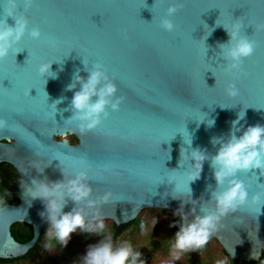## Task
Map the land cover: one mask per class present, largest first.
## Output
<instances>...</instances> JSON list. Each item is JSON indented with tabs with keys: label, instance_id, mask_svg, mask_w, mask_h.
Instances as JSON below:
<instances>
[{
	"label": "water",
	"instance_id": "95a60500",
	"mask_svg": "<svg viewBox=\"0 0 264 264\" xmlns=\"http://www.w3.org/2000/svg\"><path fill=\"white\" fill-rule=\"evenodd\" d=\"M174 3L183 7L171 17L177 28L169 33L160 22ZM6 6L7 0H0V20L15 26L6 17ZM16 11L43 35L39 40L25 36L16 46L22 52L14 48L0 62V118L9 125L0 129V162L13 164L20 175V201L6 202L0 210V257L19 256L36 245L47 222L41 215L46 206L28 189L33 179L63 180L61 167L68 178L88 172L92 199L112 193L98 208L100 216L116 224L135 219L145 207H166L179 212L177 233L182 216L190 221L202 214L201 206L214 207L209 202L216 188L210 160L204 162L200 178L190 183L191 197L189 174L196 171L195 161L188 155L181 159V148L215 155L219 145L213 146L212 139L227 138L239 112H246L240 121L244 130L264 126V0H35L29 9L19 0ZM237 20L243 23L241 34L256 47L243 71L232 74L225 70L218 44L229 40L224 27L230 29ZM83 61L89 67L102 63L118 86L117 97H124L120 110L109 108L111 115L87 134L69 120L80 86L67 90L78 69L87 78ZM49 62H54L55 78L39 73L40 65ZM232 83L239 89L236 97L226 91ZM58 99L63 102L55 114L51 104ZM211 120L215 124L209 127ZM67 133L78 141L64 137ZM191 138L189 147L185 142ZM37 166L46 168L40 173ZM240 179L250 195L264 193V176L258 170L255 175L242 173ZM67 199L65 213L76 207ZM78 207L88 220L95 219L96 208L86 203ZM258 207L249 200L222 218L211 237L221 241L230 257H262L264 208L258 215ZM19 221L33 226L27 241L13 234Z\"/></svg>",
	"mask_w": 264,
	"mask_h": 264
},
{
	"label": "clouds",
	"instance_id": "9594fccd",
	"mask_svg": "<svg viewBox=\"0 0 264 264\" xmlns=\"http://www.w3.org/2000/svg\"><path fill=\"white\" fill-rule=\"evenodd\" d=\"M23 3L25 9H29L35 3V0H23ZM18 7L19 0H7L6 17H12L15 26L9 25L6 18L0 20V62L5 61L14 48H16L17 53L22 52L16 46L20 44L25 36H30L33 40H39L43 35L39 27L30 29L29 18L23 14L18 15L16 11ZM182 7L183 4L179 3H174L168 7L167 16L160 22L162 29L169 33L176 31L177 26L171 17L175 16ZM216 26H220L217 21ZM224 28L228 33L229 40L218 44L220 57L225 61L224 65L227 72L240 73L243 71L244 61L255 52V42L248 39L246 35L241 34L243 23L240 20L233 23L230 29ZM50 43L55 44L56 41L52 40ZM53 63L40 65L39 73L42 77H56L57 74L51 70ZM83 63L85 66L84 71L88 73L87 78L80 75L78 69L67 90L72 91L77 88V85L80 86L79 90L74 92L71 100L73 115L69 120L77 122L81 134H87L96 130L111 115L109 108L113 111H119L124 102V97H117L118 86L109 76L102 63L97 62L92 67H89L86 61H83ZM226 91L230 97L239 95V89L235 83L229 84ZM62 102L63 99H58L51 104L55 114L57 106ZM245 114V111L243 115L239 112V117L233 122L232 130L227 138L214 137L212 139L213 146L219 145L215 155H209L206 149L196 148L189 153L188 149L181 148V159L188 155L191 160L195 161L192 166L196 171L189 174V195L192 197L190 183L200 178L206 160H210V166L214 170L216 188L211 191V199L209 200L214 204L213 208L209 209L201 206L200 212L202 214L194 215V219L190 221L187 216H182L184 223L175 234L174 243L171 246V255L176 261H180L183 255L191 252L202 253L210 238L221 227L222 218L247 205L249 200L252 204L260 205L256 209L258 215L261 214V210L264 208V193L258 192L250 195L249 186L244 180L240 179L242 173L249 174L251 172L255 175V170L259 171L260 176H264V126L256 124L244 130L243 126L240 125V121L245 118ZM214 124L215 121L211 120L208 126L211 127ZM238 125L240 126L238 127ZM8 127V121L0 118V129H7ZM241 132L242 134L238 135ZM185 143L191 147L192 138ZM45 168L37 166L40 173H43ZM61 171L64 176L63 180L52 182L47 177L43 180L33 179L32 187L28 189L33 199L42 200L46 206V211L41 213L48 222L45 240L49 242L44 245L45 249H52L51 240L53 239L66 246L71 234L80 230L82 233L87 232L102 237L98 243L89 246L87 253L81 257L80 264H145L141 259V253L135 250L130 241L113 240L111 225L106 223L105 218L99 215L98 206L108 203L112 198V193H105L99 199L94 200L92 199L93 188L86 170L77 172L72 178H68L62 167ZM169 183H172V181H169ZM21 187H23L22 181ZM209 188L211 189V186ZM9 195L11 193L8 190L0 188V210L6 203L5 197ZM67 198H70L76 204V207L65 213L63 210L69 203ZM84 203L88 208L97 209L94 217L97 221L95 224L88 220V214L84 208L78 207V205ZM192 212L195 213L194 208ZM155 223L156 220L153 221V229ZM140 229L141 233L145 231L144 223L140 224ZM232 255H234V251ZM255 258V254H253V259ZM216 264H229V259L224 257V259L216 261Z\"/></svg>",
	"mask_w": 264,
	"mask_h": 264
},
{
	"label": "rangeland",
	"instance_id": "374dc122",
	"mask_svg": "<svg viewBox=\"0 0 264 264\" xmlns=\"http://www.w3.org/2000/svg\"><path fill=\"white\" fill-rule=\"evenodd\" d=\"M58 138L63 136L58 135ZM69 140H74L75 135L69 133L64 135ZM179 212L172 209L159 206H149L143 208L136 221L132 223L120 235H114L113 240H128L133 245L135 250L141 253V259L145 264H216V261L228 257L229 264H235L230 255L225 251L221 241L217 237L209 240L202 253L191 252L182 256L180 261L173 259L171 255V246L174 243L175 231H172V224L177 220ZM106 223L111 227L114 224L112 218H105ZM156 220L154 229L153 221ZM93 224L96 219L90 220ZM24 222L15 224L18 231L24 232ZM144 223L145 231L141 233L140 224ZM44 233L42 242L37 249L36 255L30 258H20L6 264H80L81 257L87 253L90 245L96 244L102 238L95 234L81 232L77 230L71 234V237L66 246H63L51 240L53 247L51 250H46L44 245L49 241L45 240V234L48 231V222L44 225ZM256 264H264V258H260Z\"/></svg>",
	"mask_w": 264,
	"mask_h": 264
},
{
	"label": "trees",
	"instance_id": "16d2710c",
	"mask_svg": "<svg viewBox=\"0 0 264 264\" xmlns=\"http://www.w3.org/2000/svg\"><path fill=\"white\" fill-rule=\"evenodd\" d=\"M76 139L77 137L75 136L74 140ZM19 185H20V175L16 167L9 162H0V188L6 189L11 193V195L5 197L6 202L17 203L20 201V198L17 195ZM135 221L136 219H133L129 222H125L121 224H116L114 222V224L112 225L114 235H117V236L120 235ZM17 223H20V221L14 223L12 227L14 236L20 241L29 240L33 236L32 224L24 222L23 224H24L25 231L20 232L15 227V224ZM171 228H172V231L176 230L177 228L176 221L172 224ZM43 233H44V229L42 231V235ZM42 235L40 239L38 240V242L36 243V245L31 247L26 253L19 255V256H15V257H0V264H6L7 262L20 259V258H30L36 255L37 249L39 248L40 243L42 242ZM262 258H264V252H263ZM231 259L235 264H256L258 262V260H240V259H236L232 257Z\"/></svg>",
	"mask_w": 264,
	"mask_h": 264
},
{
	"label": "flooded vegetation",
	"instance_id": "af4514ba",
	"mask_svg": "<svg viewBox=\"0 0 264 264\" xmlns=\"http://www.w3.org/2000/svg\"><path fill=\"white\" fill-rule=\"evenodd\" d=\"M70 141H71V142H77V141H78V138H77L76 140H72V139H70Z\"/></svg>",
	"mask_w": 264,
	"mask_h": 264
},
{
	"label": "bare ground",
	"instance_id": "6f19581e",
	"mask_svg": "<svg viewBox=\"0 0 264 264\" xmlns=\"http://www.w3.org/2000/svg\"><path fill=\"white\" fill-rule=\"evenodd\" d=\"M69 133L65 134V135H68ZM138 216V215H137Z\"/></svg>",
	"mask_w": 264,
	"mask_h": 264
},
{
	"label": "snow or ice",
	"instance_id": "6c2138e0",
	"mask_svg": "<svg viewBox=\"0 0 264 264\" xmlns=\"http://www.w3.org/2000/svg\"><path fill=\"white\" fill-rule=\"evenodd\" d=\"M254 54H255V52H254ZM254 54H253V55H254ZM253 55H252V56H253ZM252 56H251V57H252Z\"/></svg>",
	"mask_w": 264,
	"mask_h": 264
}]
</instances>
